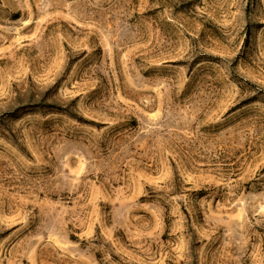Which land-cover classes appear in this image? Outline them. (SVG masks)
Returning a JSON list of instances; mask_svg holds the SVG:
<instances>
[{
  "label": "rangeland",
  "instance_id": "1",
  "mask_svg": "<svg viewBox=\"0 0 264 264\" xmlns=\"http://www.w3.org/2000/svg\"><path fill=\"white\" fill-rule=\"evenodd\" d=\"M0 264H264V0H0Z\"/></svg>",
  "mask_w": 264,
  "mask_h": 264
}]
</instances>
